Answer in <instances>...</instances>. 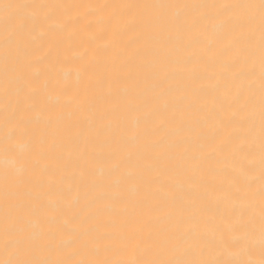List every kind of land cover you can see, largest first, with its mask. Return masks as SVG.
Here are the masks:
<instances>
[{"label":"bare ground","instance_id":"obj_1","mask_svg":"<svg viewBox=\"0 0 264 264\" xmlns=\"http://www.w3.org/2000/svg\"><path fill=\"white\" fill-rule=\"evenodd\" d=\"M259 2L0 0V261L260 264Z\"/></svg>","mask_w":264,"mask_h":264},{"label":"snow or ice","instance_id":"obj_2","mask_svg":"<svg viewBox=\"0 0 264 264\" xmlns=\"http://www.w3.org/2000/svg\"><path fill=\"white\" fill-rule=\"evenodd\" d=\"M226 11L231 10L233 8H244V7H256V5L248 4H233V5H222ZM260 9V17H261V69H262V79H264V0H260L259 5ZM17 64L20 65L21 61L19 57H17ZM12 85H15V92L18 96L24 95L26 98H34L35 90L31 86L30 81H23L20 76H18L15 80L5 81V90ZM23 122H18L17 127L20 126ZM262 150H264V141H262ZM262 167H264V155L261 158ZM262 197H264V191H262ZM261 230L264 232V217H262L261 221ZM233 245L239 244V240H233L231 242ZM0 264H74V262L70 260L64 261H49V260H27V259H7L4 261H0ZM78 264H97V262L92 261H80ZM98 264H253L252 261H230V260H202V261H189V260H169V261H102L98 262ZM260 264H264V260H261Z\"/></svg>","mask_w":264,"mask_h":264}]
</instances>
